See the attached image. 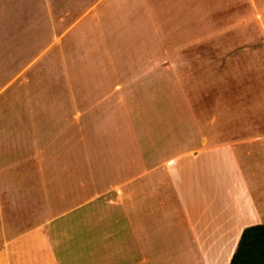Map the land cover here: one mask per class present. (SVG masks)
<instances>
[{"label":"crops","instance_id":"obj_1","mask_svg":"<svg viewBox=\"0 0 264 264\" xmlns=\"http://www.w3.org/2000/svg\"><path fill=\"white\" fill-rule=\"evenodd\" d=\"M255 225L264 0H0V264H231Z\"/></svg>","mask_w":264,"mask_h":264},{"label":"trees","instance_id":"obj_2","mask_svg":"<svg viewBox=\"0 0 264 264\" xmlns=\"http://www.w3.org/2000/svg\"><path fill=\"white\" fill-rule=\"evenodd\" d=\"M231 264H264V225L243 231Z\"/></svg>","mask_w":264,"mask_h":264},{"label":"rangeland","instance_id":"obj_3","mask_svg":"<svg viewBox=\"0 0 264 264\" xmlns=\"http://www.w3.org/2000/svg\"><path fill=\"white\" fill-rule=\"evenodd\" d=\"M206 14L207 15H209L208 14V11L207 12H205L204 10H203V18L204 19H206ZM204 19H203V24H205V21H204ZM208 19H207V24L206 25H208L209 26V24H208ZM220 26V25H219ZM223 26V25H222ZM211 41H210V36L209 35H202V43H203V45H208L209 43H210ZM215 42H218V43H224L225 42V36H222V37H218L217 38V41H215L214 40V43Z\"/></svg>","mask_w":264,"mask_h":264}]
</instances>
